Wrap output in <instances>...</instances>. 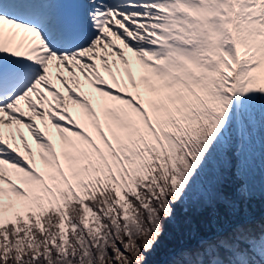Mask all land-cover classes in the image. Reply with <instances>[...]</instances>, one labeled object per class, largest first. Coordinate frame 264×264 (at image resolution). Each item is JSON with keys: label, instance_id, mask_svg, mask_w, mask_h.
<instances>
[{"label": "snow or ice", "instance_id": "snow-or-ice-1", "mask_svg": "<svg viewBox=\"0 0 264 264\" xmlns=\"http://www.w3.org/2000/svg\"><path fill=\"white\" fill-rule=\"evenodd\" d=\"M264 0L0 2V264H264Z\"/></svg>", "mask_w": 264, "mask_h": 264}, {"label": "trees", "instance_id": "trees-1", "mask_svg": "<svg viewBox=\"0 0 264 264\" xmlns=\"http://www.w3.org/2000/svg\"><path fill=\"white\" fill-rule=\"evenodd\" d=\"M254 215L259 222L262 217H264V206L257 205L255 210H254ZM171 236H172V230L169 229V237L166 238L164 245H162L161 249L158 250L156 254L151 257V260L153 264H163V261L165 260V252H166V245L171 242Z\"/></svg>", "mask_w": 264, "mask_h": 264}, {"label": "bare ground", "instance_id": "bare-ground-1", "mask_svg": "<svg viewBox=\"0 0 264 264\" xmlns=\"http://www.w3.org/2000/svg\"><path fill=\"white\" fill-rule=\"evenodd\" d=\"M2 0H0V2H1Z\"/></svg>", "mask_w": 264, "mask_h": 264}]
</instances>
